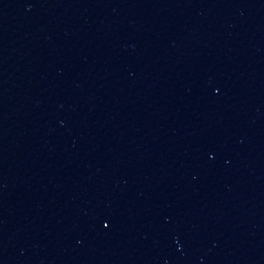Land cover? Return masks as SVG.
Segmentation results:
<instances>
[{"label":"water","instance_id":"95a60500","mask_svg":"<svg viewBox=\"0 0 264 264\" xmlns=\"http://www.w3.org/2000/svg\"><path fill=\"white\" fill-rule=\"evenodd\" d=\"M0 264H264V0H0Z\"/></svg>","mask_w":264,"mask_h":264}]
</instances>
